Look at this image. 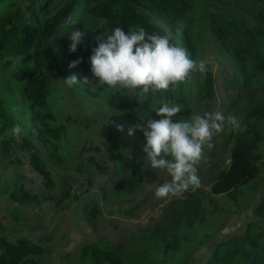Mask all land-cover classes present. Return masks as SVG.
<instances>
[{"label":"rangeland","instance_id":"1","mask_svg":"<svg viewBox=\"0 0 264 264\" xmlns=\"http://www.w3.org/2000/svg\"><path fill=\"white\" fill-rule=\"evenodd\" d=\"M7 2L13 0H0V13ZM134 2L171 35L173 42L191 53L200 48L191 56L209 64L210 95L200 98L206 73L193 72L181 83L183 91L173 98V103L182 105L178 118L192 113L228 112L238 94L234 80L241 69L236 68L229 53L223 51L224 55L218 49L216 39L203 34L202 41L198 40L197 31L205 26L204 19L196 29L182 33L185 23L191 25L199 16L198 0L185 1L188 19L184 14L175 18L171 10L150 0ZM40 5H47L44 16H53L60 4L59 0H41ZM85 18L80 13L70 17L61 33L87 23ZM51 42L55 54L68 51L73 60L78 58L76 52L69 51L68 40L51 37ZM14 69L15 65L4 68L0 64V128L7 124L0 137V234L9 241L27 238L44 248L45 254L32 264H86L82 248L88 243L108 241L119 246L134 264L151 261L170 212L183 202L187 192L194 191L164 199L154 196L156 187L169 181L170 176L164 169L150 166L143 151L142 132L137 129L129 135V129L139 123H129L107 107L105 100L115 87L96 88L91 96H85L63 79L52 84L43 110L52 112L55 124L63 125L65 131L59 141L41 145L26 122L28 102L23 84L13 76ZM16 126L20 131L13 134ZM239 129L226 125L204 148L196 165L200 186L195 191L204 190L211 201H205V216L195 224L196 229L182 230L194 232L189 240L180 242L179 250L157 253L164 264L180 260L184 254L188 264H205L217 244L243 235L247 226L257 221L253 208L264 190L263 161L259 162L261 175L249 187L240 189L236 198L209 193L211 182L227 165L231 147L228 136ZM8 135L16 141L1 143ZM26 138L42 150L41 164L50 173V180L30 163L31 153L23 147ZM18 187L27 190L28 199L19 195ZM13 191L17 192L12 196ZM93 204L97 205L95 217L89 214Z\"/></svg>","mask_w":264,"mask_h":264},{"label":"trees","instance_id":"2","mask_svg":"<svg viewBox=\"0 0 264 264\" xmlns=\"http://www.w3.org/2000/svg\"><path fill=\"white\" fill-rule=\"evenodd\" d=\"M150 1L156 2L162 9L171 10L175 18L181 14L185 15L184 19L189 17L186 0ZM40 2L41 0H13L1 7L0 64L4 68L15 65L13 76L23 84L29 107L26 122L38 142L45 145L62 139L65 131L63 125L55 124L52 112L43 110L47 95L50 94V86L72 74H76L78 78H93L90 72V55L97 43L95 37L114 27L125 30L143 27L149 32H166L152 22L134 0H59L60 5L53 16L43 15L47 5L41 6ZM197 12L199 16L194 17L191 25L185 23L182 33L190 28L196 29L204 19L205 26H201L199 32L196 30L198 40L202 41L203 34L216 39L218 49L223 54L229 53L236 68L241 69L234 80L238 94L225 113L237 118L240 129L229 134L231 147L227 165L209 186L211 195L225 194L236 198L240 189L249 187L258 179L261 175L259 162H264V0H198ZM78 13L84 15L88 22H81L77 26L85 33L84 44L78 46L76 51L81 63L75 68H69L73 58L68 51L64 55L55 54L51 37L68 40L67 35L71 30H64L62 33L61 30L65 29L66 20L75 18ZM198 51L200 48L193 49L192 53L188 50L190 55L197 54ZM72 87L79 95L91 96L96 88L105 86H97L95 90L90 85ZM202 88L200 98L203 99L212 91L210 71L206 72ZM182 91L180 83L175 86L174 92L161 90L138 103L131 90L115 87L105 103L129 123H142L140 116L150 114L159 119L155 111L151 110L152 107L174 102L173 98ZM1 105L2 102L0 107ZM6 128L7 124L0 128V137L4 135ZM15 141L9 135L1 139V143ZM23 147L31 153L32 166L50 180V173L41 164L42 150L39 146L37 148L32 140L26 138ZM90 161L94 162L91 158ZM254 190L257 191L258 187ZM17 191L21 192L19 195L23 198H29L27 190L22 187H18ZM17 191H13L11 195ZM193 191L186 193L183 202L170 212L164 222L165 230L156 243L155 257L141 264H164L161 257L157 259V253L177 251L181 241L191 238L189 235L193 230L186 233L182 230L196 229L195 224L201 219L203 221L205 216V201H211L204 190ZM96 213L97 205L93 204L89 214L95 217ZM253 214L257 221L250 223L243 235L217 244L205 264H264V190L256 201ZM44 254V248L27 238L9 241L0 234V264H32ZM81 256L86 264H134L119 246L109 241L86 244L81 250ZM171 264H188L187 255L184 254L180 260Z\"/></svg>","mask_w":264,"mask_h":264},{"label":"clouds","instance_id":"3","mask_svg":"<svg viewBox=\"0 0 264 264\" xmlns=\"http://www.w3.org/2000/svg\"><path fill=\"white\" fill-rule=\"evenodd\" d=\"M85 33L73 29L67 35L68 49L76 52L84 44ZM97 43L90 55L88 76L78 78L76 74L63 78L64 83L117 87L131 90L138 103L161 90L175 91V86L189 79L193 72L206 73L209 64L204 59H194L188 50L172 41L169 33L149 32L143 27L135 30L114 27L94 38ZM81 63L77 58L70 61L69 68ZM95 81V84L93 83ZM151 110L159 119L151 115L140 116L142 123L129 129V135L140 130L145 138L143 151L153 169H164L170 180L160 184L154 191L158 199L182 193L200 186L196 165L204 148L214 135L226 125L237 126V118L221 111L203 114L192 113L187 118H177L182 105L171 101ZM144 117H148L144 120ZM19 126L12 129L13 134Z\"/></svg>","mask_w":264,"mask_h":264}]
</instances>
